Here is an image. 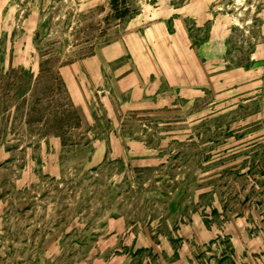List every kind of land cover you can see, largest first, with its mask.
<instances>
[{
	"label": "rangeland",
	"instance_id": "obj_1",
	"mask_svg": "<svg viewBox=\"0 0 264 264\" xmlns=\"http://www.w3.org/2000/svg\"><path fill=\"white\" fill-rule=\"evenodd\" d=\"M0 264H264V0H0Z\"/></svg>",
	"mask_w": 264,
	"mask_h": 264
}]
</instances>
